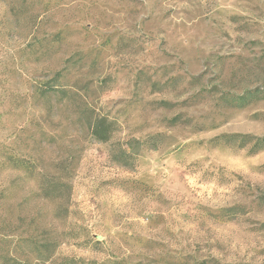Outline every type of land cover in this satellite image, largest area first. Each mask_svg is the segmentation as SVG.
<instances>
[{"label":"rangeland","instance_id":"obj_1","mask_svg":"<svg viewBox=\"0 0 264 264\" xmlns=\"http://www.w3.org/2000/svg\"><path fill=\"white\" fill-rule=\"evenodd\" d=\"M202 262L264 264V0H0V264Z\"/></svg>","mask_w":264,"mask_h":264},{"label":"trees","instance_id":"obj_2","mask_svg":"<svg viewBox=\"0 0 264 264\" xmlns=\"http://www.w3.org/2000/svg\"><path fill=\"white\" fill-rule=\"evenodd\" d=\"M54 88V87H53ZM107 120L105 118H99L95 121V123L92 126V135L99 139L100 141L106 142L109 141L111 138V133L107 129V125L109 128V124L106 122ZM129 152L125 149L122 150L123 158H116L119 161H122L124 163H129L128 161L133 157L131 154L128 156ZM206 262H202V264H205Z\"/></svg>","mask_w":264,"mask_h":264}]
</instances>
